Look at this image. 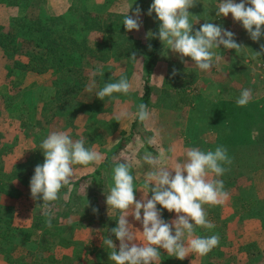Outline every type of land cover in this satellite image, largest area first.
Returning <instances> with one entry per match:
<instances>
[{"label": "rangeland", "instance_id": "obj_1", "mask_svg": "<svg viewBox=\"0 0 264 264\" xmlns=\"http://www.w3.org/2000/svg\"><path fill=\"white\" fill-rule=\"evenodd\" d=\"M35 1L34 4L30 3L26 6L25 0H0V24H9L26 13L28 15L38 13L41 6L51 11L62 12L72 3V0ZM88 1L92 9H99L107 1H110L112 9L129 11V15L133 16L134 9L139 6L141 8L142 27L139 31L133 30V34L141 41L142 46L146 50L149 48L148 45L151 44L152 38L146 39L145 36L149 30L152 31L154 18L153 15L148 16L147 11L153 0ZM218 1L197 0L196 5L189 9L193 15L190 17L193 23V30L206 22L220 25L235 33L234 39L244 48L238 54L235 49L227 50L221 45L220 49H215L216 53L221 56L219 65L212 67L208 71H201L193 64L194 62L190 57L184 58L188 61L187 66L186 64L184 65L178 54L173 53L175 57H178L177 60L171 58L173 57L170 52L171 49H168L167 55H164L165 47L162 44L159 53V56L161 55L160 61L157 60L155 63L151 75L152 99L148 108L150 117L144 124L138 122L135 132L132 131V123L137 116V108L143 95V75L146 70L145 54L138 55L136 60H132L131 57H120L106 61L96 60L94 63L97 66L95 68L87 64L88 67L85 68L86 83L81 92L78 93L76 100L71 101L66 110L59 112L56 110L54 112L56 114L53 116L47 117L46 115L43 116L44 119L41 122H35V118L40 115L39 111L25 107L24 110L19 107L22 103H27L28 99H36V101L40 100L41 102L46 99L49 100L50 105H57V101L60 100L54 98L56 91L53 84V74L15 68L14 74L8 76L5 46L0 43V150H5V154L0 159V167L3 166V163L7 167L6 172L2 170L3 175L0 180V184L5 189L0 194V217H10L12 221L9 228L15 232L10 240L1 239L0 264H11L7 254L17 257L25 255L27 251H34L42 239L36 232V224L44 216L42 211L45 208L42 205L43 200L39 202L31 198L30 179L34 175L35 166L42 164L45 157L41 154L43 151L40 149V151L30 152V154L29 151L24 152V157H19L17 158L18 160H15L11 156L13 153H8L3 148V143L12 144L15 141L14 129L16 125L21 129L23 128L24 132L27 133L28 136L22 133L23 137H29L35 133V136L37 135L36 138L40 139L38 146L50 133L65 132L73 140L83 137L86 147L102 154L104 159L99 164L73 165L75 175L72 183L62 188L59 193L60 199L51 202L49 205L54 212V217L58 219V222L53 223L50 229H53V236L57 238L54 249L59 254L68 253L78 256L82 264H87L85 244L91 238L98 241L102 248L98 250V253L94 254L96 261L93 264H114L112 261L102 262L104 249L109 253L102 246L100 233L101 228H104L103 223L107 220L98 216L103 215L111 219L112 215L117 211L110 209L108 213L106 204V193L113 184L112 168L114 163L127 159L133 164L137 160L143 159L145 152H151L154 156L158 155L157 149H159L169 157L168 166H172L175 163L183 164L186 161V150L197 148L194 147L195 144L193 146L190 142L200 139L202 135L197 136V138L194 137L193 140L189 136L187 138L183 137L182 134L186 130L183 121H181L182 119H180L181 117L171 118L170 115L171 113H178L177 116H183L188 114L189 111L192 113L195 111L199 112V109L211 111L215 115L220 112L224 113L226 109L229 110V113H236L228 122V127L232 129L231 131H237L234 135H241L245 140V137L248 138V130L250 128L254 132L257 131L259 137L255 143L251 144L252 146L256 145L254 146L255 149L231 153L228 151V155H230L233 162L230 166L225 165L229 170L219 179L223 180L224 190L229 194L225 203L227 208L230 209L224 217L222 215L206 214V218L208 219L209 217V221L215 225L212 228L215 231L212 229H207L206 231L209 235H219L220 239L222 236L221 231L224 232L223 224L225 220H231V229H229V226L226 228L227 233L224 239L227 241L230 238V240L224 241L223 244L220 243L221 245L213 248L207 255L201 256L194 253L192 256L198 261L187 260L186 257L184 260L178 259L176 264H210L211 262L213 264H264V149L260 147L261 142H258L264 138V52L252 59L256 52L261 51L260 45L264 44V36L260 38L259 42L253 41L249 37L247 30L243 28L242 23L234 21L231 13L227 17L217 18L214 5ZM236 2L239 3L240 0H236ZM206 17L210 20H206ZM91 35L92 38L97 40L105 38V33L100 31H93ZM100 69H102L103 74L111 72L115 75L128 70V79L132 84L130 93L110 98L115 100L114 103H111L108 97H106L108 99H100L97 102V106H95V100L98 98L95 93L102 88L104 83L103 74H98ZM173 69L177 70L176 76L193 78L190 97L194 103H177L175 91L167 90L163 86L162 81L165 75L168 73L172 74ZM11 77L13 80L9 82ZM93 81L95 82V87L89 92L86 89ZM37 83L42 84L37 85ZM29 85L34 86L28 87ZM39 86L41 87L39 88ZM243 89H249L252 98L249 106L246 108L242 107L241 110L247 109L251 113L239 116L236 107H232V104L226 103L220 97L226 96V93L229 92L232 95L239 96ZM10 94H12V102L7 105ZM27 95L29 97H26ZM122 108H126L131 113V117L116 121L115 115ZM20 110H22V119L25 120L21 124L19 120L16 121V116H18ZM5 115L15 117V123L10 126L7 125L11 117L10 119H4ZM220 119L210 118V121L214 123ZM31 121L37 127L30 125ZM220 124L222 125V120L219 121L216 128L222 129L223 126L221 127ZM123 135H127L129 140H127L125 146H120V140ZM153 136L156 138V146H150L146 142L148 137ZM174 143H177L176 147L171 146ZM172 148L175 149V152L169 151ZM106 156L109 158L108 164L103 166ZM15 164H22L24 170L22 176H18L17 179L13 180L9 178L7 169ZM97 168L103 169L102 173H96ZM150 170V166L146 163H143V165H132L131 171L134 176L135 194L138 200L143 197V191H148L143 188V178ZM209 178L215 179L217 177H215V174L209 173ZM12 192L18 194L14 195ZM151 195L152 193L149 192L148 197L151 198ZM69 202L72 205L71 210L66 205ZM92 203L98 209L96 219L82 221V215L78 212L77 207H88ZM207 206V204L203 206L205 212L207 211ZM157 207L161 208L162 206L158 204ZM241 208L243 209L240 213ZM162 216L166 221H171L176 217V213L174 211L170 213L167 209H163ZM128 219L132 223L138 237L141 236L142 230L139 232L136 230L137 225L141 227V223L135 221L131 215ZM0 223L5 224V219ZM40 223L42 225V221ZM28 231H31L30 236L26 235ZM203 235L204 231L195 226L193 236L203 237ZM256 236L260 238L256 239ZM114 241L118 246L119 241L116 238ZM160 253L161 262L159 264H172V261L177 259L174 256H169L166 250L162 249ZM199 259L203 260L200 261Z\"/></svg>", "mask_w": 264, "mask_h": 264}, {"label": "clouds", "instance_id": "obj_2", "mask_svg": "<svg viewBox=\"0 0 264 264\" xmlns=\"http://www.w3.org/2000/svg\"><path fill=\"white\" fill-rule=\"evenodd\" d=\"M196 3L197 0H153L147 15L155 13L154 19L162 23L159 24L158 32L149 30L145 38H158L165 47L164 55L171 49L186 65L188 61L184 58L190 57L198 69L208 71L218 66L221 60L215 49L223 45L225 49H235L240 54L244 46L236 42L235 33L211 22L202 24L193 32L190 19L193 15L189 9ZM214 8L217 18L227 17L231 13L234 21L242 23L253 41L259 42L264 36V0H240L239 3L236 0H219ZM122 23L129 32L139 31L142 27L141 8L137 6L134 9V16L129 15V11L124 14ZM148 47L151 49V44ZM260 49L252 59L264 52V44L260 45ZM131 59H137L135 52ZM176 71L173 69V76ZM98 74H103L102 69L98 70ZM94 87L93 81L86 90L91 92ZM131 90L129 79L121 76L116 82L106 83L95 96L104 100L105 97L113 98L114 93L128 95ZM251 98V91L243 89L236 104L244 107ZM130 117L131 113L122 108L115 115V120ZM149 117L147 104L140 103L137 108L139 122L144 124ZM146 142L156 146L155 136L148 137ZM40 149L45 159L42 164L35 166L30 179V192L34 201L43 200L45 210L42 215L51 228L54 212L49 205L60 199L59 193L63 187L72 183L75 175L73 165L99 164L104 157L98 151L86 147L83 137L73 140L65 132L50 133L41 142ZM157 150L158 155L145 152L143 156L151 170L143 178V188L148 191H143L144 195L139 200L135 194L132 164L125 159L114 163L112 168L113 184L106 193V204L108 213L110 209L119 212L117 226L110 230L119 245L108 235L102 237V246L109 251L108 258L114 264H159L160 249L166 250L169 256L184 260L191 252L204 256L219 245V235L194 237L193 233L195 226L205 229L215 227L206 218L204 205H222L228 199L224 182L219 179L229 170L225 165L230 166L233 162L227 148L223 145L217 146L214 151L189 148L185 152L186 161L172 166L167 164L169 157L166 153ZM169 151L175 152V149ZM209 173L215 174L217 178L210 179ZM149 192L152 193L151 198L148 197ZM158 204L162 207L158 208ZM163 209L170 213L174 211L176 217L166 221L162 216ZM92 210L98 213L97 208ZM130 215L142 224L143 230L139 237L128 219Z\"/></svg>", "mask_w": 264, "mask_h": 264}, {"label": "trees", "instance_id": "obj_3", "mask_svg": "<svg viewBox=\"0 0 264 264\" xmlns=\"http://www.w3.org/2000/svg\"><path fill=\"white\" fill-rule=\"evenodd\" d=\"M34 2L36 1L25 0L26 6L30 3L34 4ZM111 5V2L107 1L101 8L92 9L88 0H72L71 5L62 12L51 11L41 6L38 13H33L32 15L26 13L9 24H0V43L5 46L8 76L14 74L15 68L53 74V84L56 91L54 98L60 101H57V106L50 105L49 100L43 99V116L51 117L56 114L54 113L56 110L58 112L64 111L71 101L76 100L78 93L81 92L86 83L85 68L88 67L87 64L95 68L97 66L94 63L96 60L106 61L120 57H131L133 52L136 53V56L145 54L146 57L141 103H146L149 108L152 99L151 75L153 67L158 60L162 43L158 38H152V47L146 50L142 46L141 41L134 36L133 30L129 32L123 25V16L127 12L112 9ZM155 15L153 13V18ZM205 19L210 20L208 17ZM160 23L162 22L154 19L153 32H158ZM199 28L200 26L195 27L193 31L195 32ZM93 31L105 33V38L103 40L92 38L91 34ZM128 72L127 70V72L124 71L118 75L106 72L102 77L104 82L102 88L108 82L118 81L121 76L129 78ZM12 80L13 78L11 77L9 82H12ZM192 81L193 78L191 77L173 76L168 73L164 77L163 86L167 90L175 91L177 103L188 104L192 102L190 97ZM122 95L123 93H114L113 98ZM9 98L7 105L12 102V94H10ZM108 98L105 97V99ZM98 100L100 99L97 98L95 100V106H97ZM110 100L111 103L115 101L113 99ZM21 121L25 122L24 119H21ZM138 122L139 120L136 116L132 123L133 132H135ZM37 140L39 141L40 139ZM127 140H129V137L123 135L120 140V146H125ZM108 160L109 158L106 156L103 166L108 164ZM23 170V167L17 168L19 176H22ZM102 171L103 169L97 168L96 173H102ZM2 188L3 185L0 184V189ZM41 201L42 199L39 200V202ZM71 203L66 204L70 210L72 209ZM93 208H96L94 203L88 207H77L78 212L82 215V221L96 219L98 214L93 213ZM118 215V211L112 215L111 219L98 215L99 218L107 220L103 223L104 228H101L100 231L102 237L111 235V238L115 240V236L111 234L110 230L117 226ZM4 219L5 224L0 223V238L7 240L14 231L9 228L12 221L11 218L0 217V222ZM40 221H42V225ZM40 221L36 224V232L42 238L39 246L32 252L27 251L23 256L14 257L7 254L9 262L11 264H82L78 256L68 253L59 254L54 249L57 238L53 236V229L47 226L45 216H42ZM55 222H58V219L53 216L52 224ZM30 234L28 232L27 236H30ZM101 249L98 241L91 238L88 239L85 244L87 264H93L96 261L94 254ZM102 257L103 263L110 261L108 258L109 253L105 249ZM210 264L213 263L211 262Z\"/></svg>", "mask_w": 264, "mask_h": 264}, {"label": "crops", "instance_id": "obj_4", "mask_svg": "<svg viewBox=\"0 0 264 264\" xmlns=\"http://www.w3.org/2000/svg\"><path fill=\"white\" fill-rule=\"evenodd\" d=\"M170 52H171V55L173 56L171 58H174L173 60H175V59L177 60L178 57L177 56L175 57L174 56L175 54H173L172 51H170ZM225 53H226V51H225ZM226 54H228V53H226ZM160 57H161V55L158 58L159 61H160ZM184 65H185V63H184ZM187 66H188V63H187ZM28 84H30V83H28ZM41 84L42 83H39V84L37 83V85H41ZM162 84H163V81H162ZM31 86H34V85H29L28 87H31ZM40 87L41 86H39V88ZM28 89H30V88H28ZM226 94L227 95L224 96V97L221 96L220 99L224 100L226 103L232 104V107H236V109L238 110L237 112H239L238 113L239 116H242V114L248 115V114L251 113L247 109H244L242 111L241 110L242 107H240V106H238L236 104V99L239 96L232 95V93H230V92L226 93ZM26 97H29V96L27 95ZM193 97H194V95H193ZM192 103H194V101ZM249 103H251V101ZM249 103L246 106H244V107L246 108L247 106H249ZM42 106H43V100L41 102L40 100L36 101V99H28L27 103H25V102L22 103L19 108H23L24 109V107H25L27 109L29 108L30 110L39 111L40 115H38L35 118V122H41V120L44 119L43 114H42ZM177 114L178 113H171L170 116H171V118L172 117H174V118L181 117L180 119H182L181 121H183L184 128L186 130V132L184 134H182L183 137L187 138V136H189L193 140L194 137L197 138V136L202 135V137L200 139H197L196 141L190 142V144L193 145V146L195 144L194 147H197V148L205 150V151H208V150H213L214 151L217 146L223 145L224 147L227 148L228 151H230L229 153L234 152V151L235 152H239V151H245V150H248V149H255L254 146H256V145L252 146L251 144L255 143L257 141L258 137H259V135H257L258 134L257 131L254 132V130L249 128V130H248V138L245 137V140H244V138H242L241 135L240 136L234 135V134L237 133V131H231L232 129L230 127H228L229 120L236 113H234V114L233 113H229V110L226 109V111L224 113L220 112L218 115H215L211 111L199 109V112L195 111V112L192 113V112L189 111L188 114H184L183 116H177ZM10 117H11V119H10ZM10 117L6 116L4 118V119H10V121L7 122L8 123L7 125H9V126L11 124L13 125V123H15L14 122V118L15 117L14 118L12 116H10ZM22 117H23L22 116V110H20L19 113H18V116H16V121L19 120L20 124L22 122L21 121ZM210 118H221L219 121L222 120V125L220 124V126L221 127L223 126V128L222 129L216 128L217 124H219V121H216V122L213 123V122L210 121ZM32 123L33 122L31 121L30 125H32L33 127H37L36 125H34ZM15 127H16L14 129L15 136H16L15 141H13L12 144H10V143L4 144L3 143V148H5L6 151H8V153H13V155H11V156L14 157L15 160H18L17 158H19V157L20 158L24 157L25 156V154H23L24 152L26 153V152L29 151V154H30V152H32V153L34 152L35 153V152L40 151V146H38L39 141L37 140L38 138H36L37 135L35 136V133L32 136H29V137H25L24 136L23 137L22 133L24 135L28 136L27 133L24 132L23 128L22 129L19 128L18 125H16ZM263 133H264V131H263ZM24 140H25V142H24ZM35 140L38 141V142L36 143ZM258 142H261V146L260 147L264 149V138H263V140L258 141ZM138 144H140V143H138ZM176 145H177V143H174L171 146L172 147H176ZM141 147H142V145H141ZM8 148H10V149L7 150ZM0 152H1L0 153V159H2V155L5 154L4 153L5 150H3V151L0 150ZM41 154H42V152H41ZM229 157H230V155H229ZM143 163H145L144 160L143 159H139V160H137L136 163H133L132 165L133 166L134 165H143ZM19 167H23L22 164H15V165L11 166L9 169H7L8 170L7 173H8V176H9L10 179L15 180V179L18 178L19 174L17 173V168H19ZM6 168H7L6 164L3 163V166L0 167V178L3 175L2 170L5 171ZM3 190H5V189H3V188L0 189V194H2L1 191H3ZM13 194L17 195L18 193L13 192ZM229 209L230 208H227V204L226 203H224L222 205H214V206L213 205H208L206 214L209 213V214H212L214 216L215 215H217V216L218 215H220V216L222 215L224 217V215H226V213H227V211ZM242 209L243 208L240 209V213L242 212ZM208 220H209V217H208ZM231 224H232L231 220L230 221L227 220V219L225 220V222L223 224L224 232L221 231L222 232V236H221L219 245L223 244L224 241L227 242L228 239L230 240V238H228L227 241L224 240V239H225V236H226V233H227L226 232V228H228V226H229V229H231V226H230ZM197 227L201 228L204 231V235L203 236H211L206 231L207 229L199 227V226H197ZM136 230L138 232L140 230H143L142 224H141V227L140 226L138 227V225H137ZM212 230L215 231L214 229H212ZM28 232L31 233V231H28ZM28 232H27L26 235H28ZM215 233L217 234V232H215ZM14 234H15V232L12 233V235H14ZM12 235L10 236V238L12 237ZM10 238L7 239V240H10ZM259 238H260L259 236H256V239H259ZM1 239L2 238H0V243H1ZM141 242H143L142 239H141ZM72 243H74V241H72ZM160 250L162 251V249H160ZM192 255H194V252L189 253V255L187 256L186 259L187 260H192V261H194V260L198 261V259L193 258ZM13 256L15 257V255H13ZM177 260H178V258L174 259L172 261V264H176L178 262ZM199 260L202 261L203 259H199ZM208 260H206V261H208ZM159 262H161V260H159Z\"/></svg>", "mask_w": 264, "mask_h": 264}]
</instances>
